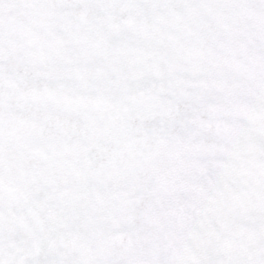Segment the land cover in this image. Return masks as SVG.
<instances>
[{
  "label": "snow or ice",
  "instance_id": "obj_1",
  "mask_svg": "<svg viewBox=\"0 0 264 264\" xmlns=\"http://www.w3.org/2000/svg\"><path fill=\"white\" fill-rule=\"evenodd\" d=\"M0 264H264V0H0Z\"/></svg>",
  "mask_w": 264,
  "mask_h": 264
}]
</instances>
